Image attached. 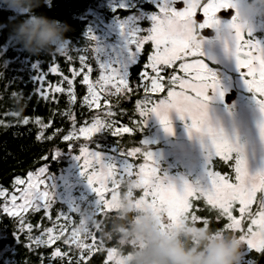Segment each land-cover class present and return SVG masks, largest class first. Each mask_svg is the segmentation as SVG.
<instances>
[{
	"label": "snow or ice",
	"instance_id": "6c2138e0",
	"mask_svg": "<svg viewBox=\"0 0 264 264\" xmlns=\"http://www.w3.org/2000/svg\"><path fill=\"white\" fill-rule=\"evenodd\" d=\"M176 3L177 0H157L158 11L151 17L152 26L144 30L148 35L141 37L133 34L132 43L140 53L146 41L150 40L154 46L153 54L147 57L145 70L139 73L141 83L136 89L129 87L127 78L108 70H102L106 75H101L100 80L96 82L103 90L105 84L115 81L112 84L115 91L110 95L118 97L117 103L120 94L128 97L130 93L135 94L140 88L143 89L144 98L136 100V111L140 119L132 121L135 127L129 128L125 125L116 127L119 123L115 119L117 112L113 110L106 96L103 115L94 116L91 124L80 127L78 132L75 130V116L71 111L63 113L73 121L74 126V130L63 139L73 141L83 136L85 140H91L94 134L103 130L109 131L114 137L122 133L140 132L146 126L150 114H154L165 130L171 133L169 114L175 110L181 119L185 117L189 119V134L201 142L204 151L205 183L202 185L197 181L193 185L181 178L182 186L178 190L176 181L160 170L153 153L140 142L141 147H121V155L126 161L121 168H117L113 163H106L99 152L89 150L87 144H83L80 146L77 159L82 161V175L86 176L88 185L99 198L98 222L94 227L86 226L81 219L76 223L71 215L60 212L53 222V227H46L40 235L33 236V225L26 223L21 213L28 212L29 209L34 212L43 209L44 215L52 220L50 210L55 198L46 182V166L40 168L34 175L29 174L27 182L20 178L15 180L16 186L25 184L26 186L17 187L19 196L11 195L10 203L6 193L0 191V196L5 197L3 213L18 221L19 228L14 232L18 242L19 233L27 230L29 243L26 246L32 250L51 247L63 238L64 245H68L69 249L75 245L79 251V257L74 260L68 251H61L60 247H56L49 257L41 255L40 264H53L56 260L64 262L65 258L66 264H81L86 260L85 254L91 256L94 251H106L108 261L119 264L116 249L113 247L105 249V242L101 236L99 240L97 239V233L100 234L101 230L99 221L105 218L106 211L111 210V202L120 196V188L125 181L134 182L128 186L126 194L134 198L138 207H148L153 212L162 214V218L171 223H175L180 217L188 216L196 223L202 220L203 224H209V220L198 216L196 214L198 210L194 209L193 201L203 200L209 206V211H215L216 220L227 221L224 228L239 232L248 249L254 250L257 254H264V45L252 38L251 32L247 34L241 32L235 23V16L231 24L235 29V35L231 42L227 40L222 42L226 55L234 62L235 67L225 68L221 72L219 67L205 58L196 37L205 28L213 27L220 31L217 13L232 7L231 0H207L206 3H200V0H183L184 7L180 10L176 9ZM197 9L202 10L204 17L202 23L194 19ZM64 56H67L68 60L72 59L68 54ZM86 59L84 55L79 56L82 66L80 71L87 68L90 73L92 69L86 64ZM52 60L53 64L49 66L48 71L58 73L59 68L54 64L55 57ZM177 61H180L178 70L183 75H177L176 69H173L168 75L166 96L154 101L151 94L162 92L166 87L164 77L161 75L163 69L160 66L172 68ZM148 69H151L154 75H151ZM78 75L80 72H73V78ZM46 76V72L38 70L36 83L40 84V88L34 90L44 100L49 99L48 92L43 87ZM233 78L242 82L247 94L240 103L238 113L232 100L230 102L226 100L228 81ZM63 80L68 85V103L75 104L77 97L72 87L73 81L67 76H64ZM145 81L147 83H144ZM82 82L88 85V95L84 96L83 104L88 108L94 105L100 107L97 87L89 82L88 74H84ZM49 88L52 86L49 85ZM52 90L55 93L65 91L60 86ZM17 98H23L22 94ZM14 115L19 117L17 112ZM22 122L28 124L29 120L24 118ZM36 123L41 125L42 130L49 126L39 119ZM71 148L72 145L69 144V149ZM55 155H58V151L52 159ZM130 157H142L144 162L136 165L129 161ZM215 157L228 164L234 178L213 170ZM44 159L47 160L48 157ZM137 189L142 191L139 198L134 196V190ZM17 200L22 203L18 204ZM253 204L257 205L255 211H252ZM234 211L239 213V217L233 215ZM245 218L249 221L246 228L243 224ZM61 219L64 223L58 224ZM56 228L58 234H53ZM66 232L69 234L65 235ZM89 239L92 243H85ZM249 264H256L255 259H250Z\"/></svg>",
	"mask_w": 264,
	"mask_h": 264
},
{
	"label": "trees",
	"instance_id": "16d2710c",
	"mask_svg": "<svg viewBox=\"0 0 264 264\" xmlns=\"http://www.w3.org/2000/svg\"><path fill=\"white\" fill-rule=\"evenodd\" d=\"M107 1L111 0H51V6L45 4L35 9L37 14L59 20L69 26V31L65 35L69 39L70 50L68 56L72 57L71 60H68L67 56L56 53L35 56L23 50L21 46L14 43L11 32L13 24L18 23L24 17L14 18L12 12L0 9V191H4L8 195L14 193L18 187L15 185L17 178L24 180L29 174L37 172L45 166L52 174L61 173L68 165L66 157L70 154L78 155L80 146L83 144H87L89 149L109 155L118 154L120 157H123L121 147H141L140 143L154 147L161 145L153 142L155 139L154 125L148 118L146 126L140 132L122 133L120 136L114 137L109 131L103 130L94 134L91 140H85L83 136H80L79 140L73 141H64L63 139L65 135L74 130L73 121L63 113L71 111L75 116V130L78 132L80 127L90 125L94 116L97 114L103 115L106 96L113 110L117 112L115 119L119 123L116 127L125 125L134 128L132 121L140 119L136 111V100L144 98L145 93L142 88L135 94L130 93L128 97L119 95L118 103L117 96L102 94L100 107L94 105L92 108H88L86 104H83L84 96L88 95V85L82 82L84 74H88L93 80H97L99 76L93 42L89 36V32L96 23L95 13L105 18V20L116 17L124 19L139 9L148 12L153 7V4L150 3L143 4L142 0H130L129 7L112 10L103 6ZM150 52L151 48L147 46L138 64L130 69V88L136 89L137 85L141 83L139 73L145 70L144 65L147 63ZM80 55L87 57L86 64L92 69L90 73H88L87 68H84L82 72L80 71L82 67L79 61ZM54 57V64L59 68L58 73L48 71L49 66L53 64L52 59ZM173 69H176V66L161 71L166 87L162 92L151 94L154 101L166 96L168 75ZM38 70L47 73L43 87L48 92V100L42 99L34 91L40 88V84L36 83ZM74 71L80 72V75L73 78ZM148 72L151 75L153 74L150 69H148ZM176 74L183 75L177 69ZM64 76L73 81L72 87L77 97L75 104L69 105L68 103V85L63 80ZM144 83H147V81ZM49 85L52 88L60 86L65 91L55 93L52 88H49ZM14 92L23 96L20 100L23 111L20 112L19 117L14 115L17 112L16 100L13 97ZM27 97H30V99H25ZM24 118L29 120L28 124L22 122ZM37 119L49 126L42 130L41 125L36 123ZM42 132L43 134H41ZM69 144L72 145L71 149H69ZM57 151L58 155H55L52 159ZM45 157H48V159L45 160ZM129 161L134 164L138 163L132 157L129 158ZM166 167L167 165H162L163 169ZM213 170L220 171L221 175H229L234 178L232 169L219 157L214 158ZM141 195V190H134L136 198ZM193 204L194 209L198 210L196 214L202 218H207L210 226L221 228L227 223L224 219L216 220L215 211H209V206L203 200H194ZM256 207L257 205L254 204L253 211L256 210ZM60 212L71 215L72 220L76 223L81 219V209L70 208L66 203L59 201L50 210L52 220L44 215L43 209L40 212L30 211L22 216H24L26 223L33 225L32 234L37 236L44 228L53 227V222L56 221V217ZM233 215L239 217L237 211H234ZM248 222V219L245 218L243 222L245 228ZM57 223H64V221L61 219ZM197 224L202 225V220L198 221ZM18 228L17 219L2 212L0 199V264H40L41 255L45 258L49 257L56 247H60L61 251H68L74 260L79 257V251L75 248V245H72L69 249L68 245L63 244V238L51 247L35 248L33 245L35 250H32L26 246L29 243L26 235L27 230L24 233H19L20 242L17 241L14 232ZM53 234H58V228L54 229ZM68 234V232L65 233V235ZM99 238L100 234L97 233V239L99 240ZM85 243L90 244L92 241L89 239ZM113 246L111 242H106L104 248L107 249ZM85 255L86 260L82 261L81 264H112L107 259L106 251H94L91 256ZM250 259H255L256 264H264V254H257L254 250L248 252L243 262L249 264ZM66 260L67 258L64 262L56 260L53 261V264H66Z\"/></svg>",
	"mask_w": 264,
	"mask_h": 264
},
{
	"label": "clouds",
	"instance_id": "9594fccd",
	"mask_svg": "<svg viewBox=\"0 0 264 264\" xmlns=\"http://www.w3.org/2000/svg\"><path fill=\"white\" fill-rule=\"evenodd\" d=\"M241 32L247 34L264 22V0H231ZM51 0H0V9L10 11L14 18L11 38L31 55L69 53V26L56 19L37 14L42 5ZM220 25L219 37L231 42L235 29ZM17 113L23 111L22 98L13 94ZM133 181H125L120 196L111 202V210L104 213L100 236L116 249L119 264H241L244 241L236 232L209 224L198 225L190 217H180L175 223L162 214L135 203L126 193ZM97 209H84L81 220L89 227L97 222ZM159 217V218H158Z\"/></svg>",
	"mask_w": 264,
	"mask_h": 264
},
{
	"label": "rangeland",
	"instance_id": "374dc122",
	"mask_svg": "<svg viewBox=\"0 0 264 264\" xmlns=\"http://www.w3.org/2000/svg\"><path fill=\"white\" fill-rule=\"evenodd\" d=\"M142 1L143 4L150 3L153 5H157V0ZM206 2L207 0H200V3ZM130 4V0H111L105 2L103 6L112 10H116L117 8H127L130 6ZM198 10L201 9H197V11ZM95 16L97 18L96 23L92 27V30L89 32V36L91 41L93 42L92 45L95 52L96 64L99 68V76L97 77V80H93L89 77V81L92 84L96 85L97 92L100 98H102V94L110 95L111 92L115 91L114 87L112 86L115 81L105 84L103 90H101L99 85L96 84V82L100 80L101 75H106V73H104L102 70L112 71L121 77L127 78L128 85L130 87V69L138 64L140 58L145 53L147 46H150L151 48L150 55L153 54L154 46L150 40L144 43L141 53L135 48L134 44L132 43L133 34H136L137 36L140 35L141 37L148 35L147 31L144 30H147L152 26V15L143 9H139L138 11L131 13L124 19H119L118 17H116L111 20H105V18L99 16L97 13H95ZM224 24L229 23L220 22V25ZM258 32L264 33V22L256 25L251 31V33ZM207 47L213 52L218 51L214 44H208ZM218 52L220 53L225 51L219 50ZM222 60L223 62L225 61L224 58ZM175 64L173 66H175ZM230 64L227 65H230V67L234 69V63ZM160 67L162 69L167 68L163 65H161ZM152 75H154V73ZM177 90H179L178 87ZM120 95L121 97L123 96V94ZM169 115L172 127L171 133L165 130L164 126L160 123V121L154 114H150L148 119L154 125L155 139L153 140V142L161 145L158 147H146L153 153V156L157 160L160 170L166 173L168 176L172 177L174 181H176L178 190L182 186L181 178L193 185H195L197 181H199L203 185L205 183L206 176L204 171V151L201 142L194 135L189 134L188 126L190 125V121L187 117L181 119V117L177 112H175V110L171 111ZM97 152L102 155L106 163H113L117 168L123 167L126 162L124 158L120 157L118 154L109 155L104 154L100 151ZM77 156L78 155L75 154H70L69 156H67L66 160L68 161V165L59 174H52L47 170V185L54 195L55 203L58 201L66 203L70 208L76 210L81 209L82 211L84 209L91 208L98 209L99 198L97 197L95 192H93L92 188L88 185L86 176L82 175V161L80 162V160L77 159ZM132 158H134L136 162H138L136 165L144 162L142 157ZM162 165H167V167L163 169ZM252 170L254 171V169ZM37 172L31 174L34 175ZM27 179L28 177L24 180L27 182ZM25 186L26 184L20 185L18 187L22 188ZM13 194L19 196V192L17 191V189L12 194L8 195L6 193L9 203L10 197ZM108 196L110 198V193L108 194ZM0 199L3 207V204L5 203V197L0 196ZM17 203H22V201L17 200ZM30 211L33 210L29 209L28 212ZM28 212L21 213V215H25ZM249 251L250 249H248L245 244L241 264H245L243 261L244 258L248 255Z\"/></svg>",
	"mask_w": 264,
	"mask_h": 264
},
{
	"label": "flooded vegetation",
	"instance_id": "af4514ba",
	"mask_svg": "<svg viewBox=\"0 0 264 264\" xmlns=\"http://www.w3.org/2000/svg\"><path fill=\"white\" fill-rule=\"evenodd\" d=\"M175 7L177 10L182 9L184 7L183 1L177 0ZM230 8H232V7H230ZM157 11H158L157 5H153L152 10L148 11V13L151 15H154ZM199 13H202V11L198 10L196 12V15ZM196 15H195V17H196ZM234 17H235V15L231 19L222 18L219 16V12L217 13L218 21L223 22V23H231L233 21ZM205 29H208V28H205ZM205 29H202L196 37L197 42H199L201 44V51L204 53L205 58L209 59L212 63H214L217 67H219L221 72H223V70L225 68L232 69L230 67V65H231L230 63H234V62L228 58V56L226 55L225 52H220V53L218 52L219 50L224 51V46H223L222 41L220 40L219 32L217 31V29L213 28V27H209V29H213L215 31V35L212 37L205 36L202 34V32ZM251 36L255 40L259 41L262 45H264V33H260V32L251 33ZM245 38L246 39L248 38L247 35H245ZM208 44H214L216 46V48L218 49V51L213 52L210 49H208V47H207ZM223 58L225 59V61H224L225 63L222 60ZM179 63H180V61H177L175 64L177 70H178ZM227 64H230V65H227ZM228 89H229L228 93H227L228 96L226 97V100H228L229 102H230V100H232L233 104L236 105V112L238 113L240 111V103L247 95L245 90H244L243 84H242V82H238L235 80V78H233L232 80L228 81ZM232 93L235 94L234 97H230V95Z\"/></svg>",
	"mask_w": 264,
	"mask_h": 264
},
{
	"label": "water",
	"instance_id": "95a60500",
	"mask_svg": "<svg viewBox=\"0 0 264 264\" xmlns=\"http://www.w3.org/2000/svg\"><path fill=\"white\" fill-rule=\"evenodd\" d=\"M234 15H235V10H234L233 8H229V9L222 10V11L219 12V16L222 17V18H229V19H231ZM195 19H196V21H197L198 23H202L204 17H203V15H202V13H199V14L196 15ZM202 34L205 35V36L212 37V36L215 35V31H214L213 29H209V28H208V29H205V30L202 32ZM234 96H235L234 93H232V94L230 95V97H234Z\"/></svg>",
	"mask_w": 264,
	"mask_h": 264
}]
</instances>
